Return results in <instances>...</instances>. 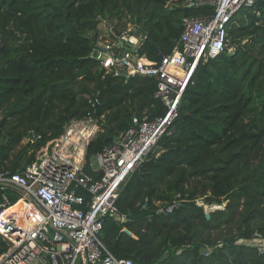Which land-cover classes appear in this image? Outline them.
Masks as SVG:
<instances>
[{"label":"trees","instance_id":"16d2710c","mask_svg":"<svg viewBox=\"0 0 264 264\" xmlns=\"http://www.w3.org/2000/svg\"><path fill=\"white\" fill-rule=\"evenodd\" d=\"M179 1L0 0V171L21 172L68 119L88 115L93 97L100 130L85 169L95 177L91 158L134 117L165 115L154 77L115 76L91 52L106 33L123 31L143 38L138 53L150 60L179 50L184 18L210 10L169 6ZM227 44L201 60L172 127L122 187L117 207L126 220L104 219L101 240L115 256L264 264V251L245 242L264 238V0L233 16ZM198 199L226 205L208 218ZM8 248L0 236V256Z\"/></svg>","mask_w":264,"mask_h":264},{"label":"built area","instance_id":"2783aa9c","mask_svg":"<svg viewBox=\"0 0 264 264\" xmlns=\"http://www.w3.org/2000/svg\"><path fill=\"white\" fill-rule=\"evenodd\" d=\"M254 1L171 2L169 6L210 10L185 17L181 48L159 61L139 55L143 38L128 31L113 33L111 39L95 45L91 56L107 72L126 78L154 77L155 97L164 103L166 113L153 120L134 117L129 129L91 158L90 164L95 160L101 174L95 177L85 169L86 148L100 130L95 111L99 100L93 97L88 115L71 120L63 135L43 145L21 172L0 171V236L9 245L0 264H135L130 258L115 256L102 242L104 219L126 220L117 207L122 187L172 127L201 60L225 51L230 21ZM81 189L86 193L81 194ZM179 204L176 201L166 211L172 212ZM245 242L264 251L260 235Z\"/></svg>","mask_w":264,"mask_h":264},{"label":"rangeland","instance_id":"374dc122","mask_svg":"<svg viewBox=\"0 0 264 264\" xmlns=\"http://www.w3.org/2000/svg\"><path fill=\"white\" fill-rule=\"evenodd\" d=\"M101 27H102V25H101ZM130 29H131V28H130ZM229 45H231V44H229ZM26 143H27V139H24V140L22 141L21 147L24 146V145H26ZM18 148H20V146H19ZM36 155H37V153H36ZM95 164H96V166H98L97 162H95ZM197 204H199V205H203V206H204V210L206 211V213H207V212L210 213L211 211H214V210H216V209H222V208H224L225 205H226V203H223V204H221V205H219V204H217V203H215V204H213V205H208V204H205V203L203 202V200H201V199H198V200H197Z\"/></svg>","mask_w":264,"mask_h":264},{"label":"crops","instance_id":"0c3cea01","mask_svg":"<svg viewBox=\"0 0 264 264\" xmlns=\"http://www.w3.org/2000/svg\"><path fill=\"white\" fill-rule=\"evenodd\" d=\"M92 159L90 160V163H91ZM95 160H93V165L90 164V167L92 169V171L95 173V174H99L100 175V171L98 170V166H96L95 164ZM86 164V163H85ZM33 215V214H32Z\"/></svg>","mask_w":264,"mask_h":264},{"label":"clouds","instance_id":"9594fccd","mask_svg":"<svg viewBox=\"0 0 264 264\" xmlns=\"http://www.w3.org/2000/svg\"><path fill=\"white\" fill-rule=\"evenodd\" d=\"M111 38H112V36H111L110 34L106 33L105 35H103V37H102L98 42H102V41H105L106 39H111ZM98 42H97V43H98ZM97 43H96V44H97ZM96 44H95V45H96ZM94 47H95V46H94ZM91 53H92V52H91ZM69 122H70V121H69ZM69 122H68V123H69ZM85 158H86V155H85Z\"/></svg>","mask_w":264,"mask_h":264},{"label":"water","instance_id":"95a60500","mask_svg":"<svg viewBox=\"0 0 264 264\" xmlns=\"http://www.w3.org/2000/svg\"><path fill=\"white\" fill-rule=\"evenodd\" d=\"M122 44H123V42H121ZM68 122H69V119L67 120ZM206 216L208 217V218H210V213L209 212H207L206 213ZM208 252V249L207 248H202L201 249V253L202 254H206Z\"/></svg>","mask_w":264,"mask_h":264},{"label":"bare ground","instance_id":"6f19581e","mask_svg":"<svg viewBox=\"0 0 264 264\" xmlns=\"http://www.w3.org/2000/svg\"><path fill=\"white\" fill-rule=\"evenodd\" d=\"M83 152H84V150L81 148V151H80V155H82L83 154ZM11 213H7V215L9 216ZM14 213H12V215H13ZM15 214H17V213H15ZM33 214V213H32Z\"/></svg>","mask_w":264,"mask_h":264}]
</instances>
